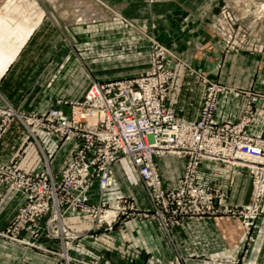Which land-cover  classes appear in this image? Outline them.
Returning a JSON list of instances; mask_svg holds the SVG:
<instances>
[{
  "label": "crops",
  "instance_id": "1",
  "mask_svg": "<svg viewBox=\"0 0 264 264\" xmlns=\"http://www.w3.org/2000/svg\"><path fill=\"white\" fill-rule=\"evenodd\" d=\"M205 0H119L118 11L163 46L182 56L191 72L179 70L171 84L166 106L183 120L198 118L203 85L196 74L207 75L224 90L213 110L215 121L234 122L242 97H250L252 112L247 129L250 135L264 138V54L241 51L211 38L206 29L201 5ZM111 11L113 0H104ZM115 4V3H114ZM117 4V3H116ZM115 4V6H116ZM53 11V10H52ZM67 13L51 12L34 0H0V105L6 102L29 114L43 115L50 101L59 96V51L49 55L50 47H59L58 31H96L111 26L95 22H69ZM120 25L128 29L126 24ZM82 25H85L84 27ZM55 32V35L49 34ZM51 36V37H50ZM198 47V48H197ZM55 63V69H49ZM77 143L71 139L59 143L44 131L32 138L22 124L13 119L0 139V164L15 162L22 173L33 175L48 162L51 176L58 180ZM158 165H180L174 156L156 159ZM114 182L104 201L134 191L142 207L148 206L143 186L128 158L111 166ZM163 173L160 176L163 178ZM124 176V178H122ZM123 181L126 192L118 187ZM198 184L218 189L225 203L243 205L250 199V177L235 167L219 162L200 164ZM0 183V232L26 199L20 193H8ZM90 199L98 202L96 181ZM62 224L79 235L69 254L85 261L110 264H216L211 258H241L244 264H264V200L262 213L247 229L231 216H207L199 222L188 221L165 231L158 221L131 219L115 223L112 229H96L93 220L67 213ZM43 246L61 250L58 240L41 238ZM77 256V257H78ZM80 259V258H79ZM58 256L28 247L0 236V264H57ZM71 264H77L72 262Z\"/></svg>",
  "mask_w": 264,
  "mask_h": 264
},
{
  "label": "built area",
  "instance_id": "2",
  "mask_svg": "<svg viewBox=\"0 0 264 264\" xmlns=\"http://www.w3.org/2000/svg\"><path fill=\"white\" fill-rule=\"evenodd\" d=\"M171 78L158 63L141 75L93 83L82 98L69 103L68 115L58 107L41 116L23 115L31 137L40 130L57 142L73 139L77 146L58 180L51 176L47 161L33 175L20 172L15 162L0 164L5 191L26 199L0 236L61 256L64 264H97L67 255L79 235L64 229L62 219L68 209L89 208L88 190L95 181L100 203L92 211L105 212L102 208L108 203L101 199L113 186L111 166L122 157L130 160L144 188L151 208L143 211L144 217L151 213L167 226H175L184 219L221 214L237 218L250 229L262 213L264 200V138L247 131L252 117L250 97H242L234 122L219 123L213 118V108L217 92L224 87L209 83L198 118L187 121L166 106ZM14 116L10 107H0V139ZM166 155L183 161L181 175L171 185L164 183L156 168V159ZM204 161L245 170L250 177L248 203L229 205L222 191L197 184V170ZM124 202L112 203L116 210L112 215H95L96 224L104 223L109 230L124 215V207H120ZM41 238L60 240L64 255L43 246ZM103 264L110 263L104 260ZM221 264L239 261L223 259Z\"/></svg>",
  "mask_w": 264,
  "mask_h": 264
},
{
  "label": "rangeland",
  "instance_id": "3",
  "mask_svg": "<svg viewBox=\"0 0 264 264\" xmlns=\"http://www.w3.org/2000/svg\"><path fill=\"white\" fill-rule=\"evenodd\" d=\"M34 1L37 3V6L39 5L42 8L43 6H47L53 13L54 11H56V7L59 5V14L61 15L67 13V20L69 22L73 21L74 23H81L89 22V20H91V22L93 21L97 24H111V26L107 27L106 30L102 28L90 32H88L87 30L72 31L59 29L57 33L59 39V47H50L48 49L49 55L55 53V51H59V63L57 65V67L59 66V96L53 98L50 101L47 110H50V108L52 107H58L59 112L64 115H68L70 113L69 103L82 98L87 89L93 83L141 75L145 72L150 71L151 68L158 63H161V65H163L172 74L169 90L172 82L175 79V75L179 70L191 72L189 64L184 60L182 56L160 44L151 35L147 34L145 31H142L141 28H138L133 22L127 20L123 15H121L117 8L121 5V3L118 2L119 0H113V2L117 4L115 6V4L113 3L111 11L109 10V6L107 5V3L105 4L104 0ZM154 1L155 0H145V4L148 6ZM201 8L203 10V19L205 20L206 29L211 38H215L220 41L222 40L226 46H231L236 50L254 51L260 54H264V0H205L203 1ZM119 22H123V24H126L128 29H125V27L120 25ZM82 26L84 27L85 25ZM50 33L52 35L56 34L55 32H49V34ZM55 67L56 64L53 63L49 66V69L53 70L55 69ZM194 71H196L198 80H200L203 85V93L201 97L202 105V102L208 91L207 89L210 86L209 83L215 82H213L207 75H199V72L197 70ZM217 85L221 87L220 84ZM220 93L221 90L216 94V104ZM58 101L59 106L56 103ZM3 103L4 104L0 105V107H10L16 112L17 116L12 117L11 122L15 118L26 129L25 122H23L24 120H22L21 117L29 113L13 108L6 102ZM11 122L7 130L10 128ZM7 130L5 132H7ZM37 132H35L34 138L36 137ZM68 140L69 139H66L65 141L59 143H64ZM156 168L159 174L160 172L164 174V183L167 185H171L181 175L183 161L180 165H177L175 167L171 165H164V167L162 166L163 171H161V166L156 162ZM122 178H124V176H122ZM195 182L197 183V181ZM93 184H91L88 190L89 208H87L86 211H70V209H68L65 212V215L67 213H74L80 216H85L87 219L94 221L93 226L96 229L108 230L106 224L101 223L99 224V226L98 224H96L97 218L95 217V215L114 214L116 210L114 209V204L112 203L116 200H120L121 202L122 200H125V202L120 206L124 207V215H120L115 223L131 219L156 220L167 232L171 229L181 227L188 221L199 222L203 218L207 217L205 216L200 219H184L182 222H179L175 226H167L156 216L153 217L151 213V215L147 213L148 216L144 217L143 211L151 209L149 203L148 206L142 207L136 199L135 192L130 191V189L129 191L125 190V188H129V184L127 183L126 186L123 181H118V187L122 189V192H130L129 195L121 193L114 199L105 202V192L101 199L102 202L108 203L106 204L105 208H102L105 210V212L103 214L102 212H93L96 211V206H98V204L100 203V194L98 192V188L96 194L98 202H92L90 199V190ZM115 223H112L110 229L113 228ZM63 227L69 232H72L64 225ZM59 243L61 246L60 240ZM70 250L67 251V255L69 257H73L69 254ZM59 254L64 255L62 249L59 251ZM77 256L76 258H80V260H82V257ZM210 261L216 264H221V259L211 258ZM238 261L239 264H244L241 258ZM96 262L97 264H103V262ZM71 263L72 262H70V264ZM57 264H64V260L61 256H59V262Z\"/></svg>",
  "mask_w": 264,
  "mask_h": 264
},
{
  "label": "bare ground",
  "instance_id": "4",
  "mask_svg": "<svg viewBox=\"0 0 264 264\" xmlns=\"http://www.w3.org/2000/svg\"><path fill=\"white\" fill-rule=\"evenodd\" d=\"M100 16V15H99Z\"/></svg>",
  "mask_w": 264,
  "mask_h": 264
}]
</instances>
